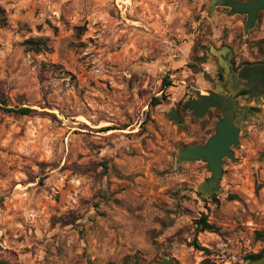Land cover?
Instances as JSON below:
<instances>
[{
  "label": "rangeland",
  "instance_id": "1",
  "mask_svg": "<svg viewBox=\"0 0 264 264\" xmlns=\"http://www.w3.org/2000/svg\"><path fill=\"white\" fill-rule=\"evenodd\" d=\"M211 2L0 0V262L246 264L264 249V96L239 100L214 198L207 165L177 161L216 131L219 110L184 108L218 83L208 48L264 64V10L245 32L247 15Z\"/></svg>",
  "mask_w": 264,
  "mask_h": 264
},
{
  "label": "water",
  "instance_id": "2",
  "mask_svg": "<svg viewBox=\"0 0 264 264\" xmlns=\"http://www.w3.org/2000/svg\"><path fill=\"white\" fill-rule=\"evenodd\" d=\"M225 1L228 2L229 8L234 14L248 16L247 21L244 22L245 32L253 29L258 21L259 13L264 9V0H212L210 11L217 5H223ZM231 52V49L228 47H223L218 50L214 46H210L207 50V53L212 57L215 64H217V69L221 72L218 77L229 82L228 89L235 81L232 80L231 64L224 57L228 56L230 59ZM257 68L255 67L253 69L247 66L242 69L238 77L239 79L253 80L256 89H258V96L261 97L264 96V67L262 70H258ZM211 88L205 95L201 94L198 98L191 99L188 111L196 110L198 116L204 118L211 108L222 106V108L226 109L222 113L221 119L216 123L215 134L203 145H191L181 149L177 158V161L180 163L198 161L208 166L212 173V178L210 182L202 184L199 188V194L202 199L205 198L202 196L205 188L220 191L219 184L223 176V167L226 164L225 159L236 160L234 150L240 145L241 135V129L235 123L239 100L235 99L230 101L227 99L224 94L225 89L220 83L212 85ZM241 94L244 95V92ZM249 97L247 99L248 101L252 99L251 96ZM262 157H264V153ZM162 263L172 264L173 261L164 260ZM246 264H264V255L255 261L246 262Z\"/></svg>",
  "mask_w": 264,
  "mask_h": 264
},
{
  "label": "flooded vegetation",
  "instance_id": "3",
  "mask_svg": "<svg viewBox=\"0 0 264 264\" xmlns=\"http://www.w3.org/2000/svg\"><path fill=\"white\" fill-rule=\"evenodd\" d=\"M239 1H249V0H239ZM221 6L229 8V4H228L227 1H225L223 3V5H221ZM231 13L234 14L233 11H231ZM224 58H225V60L229 61L230 64H231L232 80L235 81V82H233L231 84L230 88L228 89L227 86L229 85V82H226L222 78H219L218 83H220L224 87V89H225L224 94L226 95V98L229 99L230 101H233L235 99L240 100L242 98L248 99V98H250L249 96H251L252 99L260 97V96H258V89H256V87L254 85L255 82L253 80L239 79L238 74L242 71L243 68H245L247 66L252 67L253 69H255V67H258L257 68L258 70H262V68L264 67V64H262V63H259V64H244V65L239 66V65H237L235 63V59L233 58L232 53H231V58L230 59L228 58V56H225ZM218 74H221V72H219ZM236 80H238L237 83H236ZM243 92H244V95L241 94ZM261 97H263V96H261ZM239 106H240V103H239ZM239 106H238V109H239ZM238 109H237V112H238ZM211 110H219L220 115L218 117H216L217 120L219 121V119H221V117H222V113L226 109L222 108V106H218V107H214V108L209 109L208 112L211 111ZM196 114H197V111H196ZM204 143H202L200 145H203ZM223 169H224V167H223ZM211 178H212V176H211ZM211 178L206 180L204 183L210 182ZM218 192H219V190L216 191L214 189L210 190V189L205 188V192H202V196H204L206 199H212V198H214L217 195ZM172 264H177V263L173 262Z\"/></svg>",
  "mask_w": 264,
  "mask_h": 264
},
{
  "label": "trees",
  "instance_id": "4",
  "mask_svg": "<svg viewBox=\"0 0 264 264\" xmlns=\"http://www.w3.org/2000/svg\"><path fill=\"white\" fill-rule=\"evenodd\" d=\"M1 9V8H0ZM44 42L42 41H34V40H28L26 42V45H30V46H35L36 48V51L37 52H40L42 51V47L43 46ZM41 45V46H39ZM167 86H170V82L166 81L165 82V87ZM164 97L162 99L156 97V98H153L152 100V103L151 105L152 106H158L162 103V100H164ZM189 102H186V104L184 105V108L187 110L188 107H189ZM10 112H13V113H16V114H20V115H31L32 113H35L34 110H31L29 108H20V109H16V110H9ZM106 131V130H104ZM261 186H257L256 190H260ZM231 199H236V198H231ZM196 224H197V227L199 228V232H213L215 230L214 226L211 225L209 222H208V218L207 216H202V218H200L199 220L196 221ZM255 240L256 241H261L264 243V230H261V231H256L255 232ZM195 247L198 249V250H203V248H201V246L198 244V242L196 241L195 242ZM205 251L208 252V250L204 249ZM264 255V249L259 252L258 254H251L250 256L247 257L246 259V262H251V261H255L259 258H261L262 256ZM0 264H9L8 262H0Z\"/></svg>",
  "mask_w": 264,
  "mask_h": 264
},
{
  "label": "crops",
  "instance_id": "5",
  "mask_svg": "<svg viewBox=\"0 0 264 264\" xmlns=\"http://www.w3.org/2000/svg\"><path fill=\"white\" fill-rule=\"evenodd\" d=\"M262 21H263V25H264V18H263V20H262Z\"/></svg>",
  "mask_w": 264,
  "mask_h": 264
},
{
  "label": "bare ground",
  "instance_id": "6",
  "mask_svg": "<svg viewBox=\"0 0 264 264\" xmlns=\"http://www.w3.org/2000/svg\"><path fill=\"white\" fill-rule=\"evenodd\" d=\"M206 93H204L203 95H205Z\"/></svg>",
  "mask_w": 264,
  "mask_h": 264
}]
</instances>
